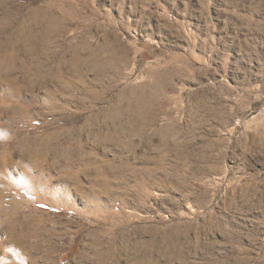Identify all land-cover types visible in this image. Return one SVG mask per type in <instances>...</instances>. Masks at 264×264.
Returning <instances> with one entry per match:
<instances>
[{
	"label": "rangeland",
	"instance_id": "obj_1",
	"mask_svg": "<svg viewBox=\"0 0 264 264\" xmlns=\"http://www.w3.org/2000/svg\"><path fill=\"white\" fill-rule=\"evenodd\" d=\"M0 88L12 180L46 143L123 171L102 174L115 198L93 172L16 186L42 228H1L0 264H264V0H0Z\"/></svg>",
	"mask_w": 264,
	"mask_h": 264
},
{
	"label": "bare ground",
	"instance_id": "obj_2",
	"mask_svg": "<svg viewBox=\"0 0 264 264\" xmlns=\"http://www.w3.org/2000/svg\"><path fill=\"white\" fill-rule=\"evenodd\" d=\"M51 27H52L51 30L50 31L48 30V35H50L51 31L53 32V29H56L57 28V25L54 24ZM92 54H93L92 52L91 53L88 52L87 55L93 56ZM119 55L122 56L123 58H127L129 56L128 49H123L122 51L119 52ZM61 63H59L60 65H58V69L57 70H59V69H61L63 67V64H61ZM100 65L101 64L99 62H93V64H92L93 67H91L90 70H94V69L100 68ZM2 78H5V77L2 76ZM39 80H41V79H39ZM36 81H37V79H34V78H30L29 77V79L27 80V84H26V90H31L32 91L33 88L36 85ZM154 83L157 84V81H155ZM62 88L63 89L64 88L65 89H69L68 88V85H66V84H62ZM14 90L18 94L19 93L21 94L24 91L22 87H18V86H16V88H14ZM89 94L91 96H94L91 92H89ZM140 96L143 97V95H140ZM153 101H154V103H156L157 98H153ZM24 105H21L19 103L13 105L12 109L10 110L11 111V114L12 115L13 114L27 115V113H29L30 110L32 111V108L25 107ZM3 106H4V104H3ZM8 109H10V108H8ZM117 109L118 108H116L114 110V112H118ZM146 111H147L146 108H144L142 110V112H141V115L142 114H145ZM143 118H146V117L143 116ZM106 141H109V140L106 139ZM110 141H112V140H110ZM26 144H24V145H26ZM46 144H42L41 148H38L35 151L34 157L36 159L35 160L34 159H31V160H34V162L33 161L26 162L25 160H23V158H22L23 156H21L19 158L20 159V164H21V167L23 168L22 170H23L24 173H22V175L17 180H12L11 179V176H10V173L8 171L6 172V171H3L2 169L0 170V194L4 191V189H3L4 187L6 188L5 190L7 191V195H6L7 198H6V200L4 202H1L0 203V214L2 212L4 215H6L7 218H4V217H2L0 215V229L1 228H4V232H6V236L5 237H7V239H9V237H11L13 239L20 240L19 236L15 237V238L13 236L15 234L14 232H16L17 228H18V230H19V228L22 229V230H25L24 233L26 235H30L31 237H35L36 238V237L39 236V232H41L40 230H41L42 227L40 226L39 218L38 217H34L33 214H32L35 210L33 212H29L30 214H28V215H23L22 217L19 216V218H16V213H18V211H19L20 208H24V209L26 208L27 209L29 206H28V204L25 201L15 202V200L11 199L12 198L11 195H14L15 194V188L17 186L18 187L17 189H18L19 193L20 194L23 193L25 196H28V195L31 196L30 194L36 195L38 193V190L39 191L41 190L42 195L43 194L50 193V194H52V196H54V195L57 196L56 194H58V191H57V189H54L55 186L52 188V190H50V186H48V185H51V186H53V185H52V182H51L52 181V177H50V176L49 177H46V175H45V171L47 169H52V168L58 169L59 170L58 171L59 172L58 174H60V175L63 174V173L66 174V176L64 175L62 177V178L65 179V181L66 180L67 181L68 180H72L76 184L79 183L78 182V177H79V174L80 173H82V172H85V173L86 172H88V173L90 172V173H92L93 172L95 174L94 177H93V181L95 183L101 185L104 188V190H107V192H109L112 197L115 198V196H116L114 193L110 192V188H111L110 187V184L112 183V181H111L112 179H107V177H103L102 174L111 173L112 176H116L118 178V177H120V174L123 171L121 172V170L120 171L116 170V168H114V166L111 165L112 163H108L107 162L106 164L104 163V165H103L102 163H100L98 161V159L95 156L92 157L91 152L86 151V150L81 151V149H75L74 148L75 145L66 146V145L62 144L64 146V148L61 147V146H60L61 148H59V147H56V146H53L52 147V146H49V145H46ZM4 145L5 144H3V143L0 144V146L3 148V150L1 151V156H0V164H1L0 166L3 167V168H8L7 158L9 157L10 154H12V152L10 153V151H8L7 148L4 147ZM21 149L22 148L20 147V150ZM28 149H29V147H28ZM49 149L52 150L53 157L50 158L51 160L48 161L47 160V157H45V156H46L47 151ZM28 156H29V154H28ZM17 158H18V156H17ZM11 162H13V161H11ZM19 172H21V171H19ZM34 172H37V174L34 173ZM6 178H9V181H5ZM1 179H3V180H1ZM76 187L78 189H81V187L79 185H76ZM67 192L68 191H66V195L68 197V195L70 193L68 194ZM16 193H18V192H16ZM101 198L102 197H99V195H94L93 196L94 201H97V202H99L101 200ZM97 206H99V205H97ZM29 211H32V210L29 209ZM23 237H25V236H23ZM97 240L96 239H93L91 241V244L94 246L95 244H97V242H98ZM2 241H4V239ZM12 241H14V240H12ZM0 243H2V242H0ZM20 243H23V241L20 242ZM3 252H4V250H3ZM94 253H96L100 264L105 261L106 256L104 255V252L98 253L97 251H94ZM80 255H86V252L83 251V254L80 253ZM109 256L111 258L113 256L115 257L114 252L110 250ZM2 257L0 258V262H3L4 261V258H2ZM111 260H112L111 261V264H116L117 263L116 262V258H112ZM4 263H7V262H4Z\"/></svg>",
	"mask_w": 264,
	"mask_h": 264
},
{
	"label": "crops",
	"instance_id": "obj_3",
	"mask_svg": "<svg viewBox=\"0 0 264 264\" xmlns=\"http://www.w3.org/2000/svg\"><path fill=\"white\" fill-rule=\"evenodd\" d=\"M81 57V56H80ZM82 59H83V56H82ZM108 60H115L116 59V56L114 57V56H108V58H107Z\"/></svg>",
	"mask_w": 264,
	"mask_h": 264
}]
</instances>
